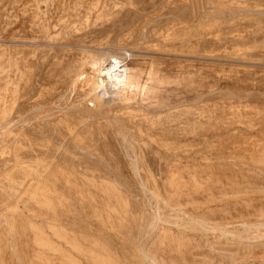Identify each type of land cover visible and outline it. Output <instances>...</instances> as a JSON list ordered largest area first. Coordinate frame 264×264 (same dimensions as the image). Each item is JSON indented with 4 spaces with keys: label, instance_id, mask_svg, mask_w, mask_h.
I'll use <instances>...</instances> for the list:
<instances>
[{
    "label": "rangeland",
    "instance_id": "374dc122",
    "mask_svg": "<svg viewBox=\"0 0 264 264\" xmlns=\"http://www.w3.org/2000/svg\"><path fill=\"white\" fill-rule=\"evenodd\" d=\"M0 264H264V0H0Z\"/></svg>",
    "mask_w": 264,
    "mask_h": 264
},
{
    "label": "bare ground",
    "instance_id": "6f19581e",
    "mask_svg": "<svg viewBox=\"0 0 264 264\" xmlns=\"http://www.w3.org/2000/svg\"><path fill=\"white\" fill-rule=\"evenodd\" d=\"M122 76L123 72L117 67L111 66L108 69L105 68L100 80V93L102 95L113 94L116 90V87L120 85V81L123 79ZM65 108L63 109L65 110Z\"/></svg>",
    "mask_w": 264,
    "mask_h": 264
}]
</instances>
